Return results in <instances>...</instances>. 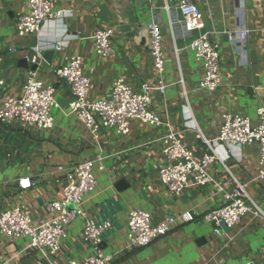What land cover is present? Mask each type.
Listing matches in <instances>:
<instances>
[{
  "label": "crops",
  "instance_id": "obj_1",
  "mask_svg": "<svg viewBox=\"0 0 264 264\" xmlns=\"http://www.w3.org/2000/svg\"><path fill=\"white\" fill-rule=\"evenodd\" d=\"M60 20L46 23L40 32L21 37L15 24L28 13V0H0V106L5 95L20 96L30 72L55 88L59 103L52 110L55 125L42 130L18 120L0 123V211L20 204L36 225L52 217L49 204L63 197L66 174L77 164L102 157L95 166L97 185L84 200L88 216L110 221L101 248L115 254L110 264H264V220L247 214L234 228L220 234L203 215L221 206L235 180L249 183L248 194L264 211V180L255 181L259 148L255 144L224 146L225 160H216L208 171L212 181L191 185L181 195L171 194L158 179L164 164L161 138L177 133L197 158L207 151L205 140L216 138L225 112L249 117L256 123L264 106V0H192L201 10L206 30L220 44L222 83L214 93L199 87L204 66L189 47L191 36L176 8L180 0H50ZM169 6V9L167 8ZM161 26L165 60V94L154 90L158 74L148 47L147 25ZM98 28H113L109 58L98 55L93 35ZM249 30L240 46L229 32ZM61 40L63 46L53 44ZM44 46L42 56L33 47ZM53 51V55L46 54ZM71 56H81L83 71L91 80L90 99L110 97L114 81L123 77L133 88L151 86L150 109L169 127L130 121V132L103 129L95 140L71 113L69 86L56 69ZM193 121H188L185 106ZM196 128H193V125ZM24 176L33 186L19 188ZM136 207L152 214L154 223L184 211L193 221L177 223L167 234L142 248L128 247L129 212ZM84 221L78 218L66 228L61 252L52 259L28 247V238L9 239L0 234V264H71L94 253L83 237Z\"/></svg>",
  "mask_w": 264,
  "mask_h": 264
},
{
  "label": "built area",
  "instance_id": "obj_2",
  "mask_svg": "<svg viewBox=\"0 0 264 264\" xmlns=\"http://www.w3.org/2000/svg\"><path fill=\"white\" fill-rule=\"evenodd\" d=\"M28 13L19 16L15 24L17 35L26 37L40 32L48 22L60 20L62 12L54 11L50 0H28ZM169 9V6L167 5ZM176 8L181 15V21L191 36L189 47L195 58L204 66V77L199 87L209 93H214L222 83L220 64V44L213 41L210 32L206 30L201 10L192 0H180ZM113 28H98L93 39L97 53L102 58L114 54L111 46ZM148 47L153 66L158 74L155 91L165 94L168 84L165 81V60L163 53V37L161 26L157 21L147 25ZM233 41L243 46L249 36V30L229 32ZM63 42L56 41L53 47L61 49ZM36 56H42L44 46L33 47ZM81 56H71L67 62L56 69V75L69 86L72 99L69 103L71 113L87 128L95 140L100 138L103 129H114L122 135L130 132V121L139 119L155 127L168 122L160 118L150 109L152 104L151 86L144 83L139 89L133 88L123 77L117 78L109 98L102 100L90 99L91 80L83 71ZM0 76V86L3 84ZM60 105L52 84L36 79L35 72H30L22 87L20 96L5 95L0 106V123L18 120L21 123L42 130L52 129L55 125L52 110ZM188 121H193L189 106ZM257 122L249 117L225 112L215 139L205 140L207 151L197 158L183 143L177 133L169 130L161 138L164 164L159 169L158 179L167 190L175 195L191 185H205L212 181L208 168L216 160H225L229 153L220 151L224 146H241L255 144L259 148V169L255 181L264 180V106L257 109ZM196 128L194 124L192 126ZM102 157L85 160L75 165L66 174L63 197L50 202L48 208L52 217L36 225L27 212L26 205L0 211V234L9 239L28 238V247L41 252L46 259H52L62 250V240L66 237V228L78 218L84 221L83 237L92 244L94 253L84 260H75L71 264H110L115 254L106 253L101 248L103 235L111 228L110 221L96 222L84 209L85 197L92 193L97 185L95 166L99 169L104 165ZM33 178L24 176L18 185L22 190L33 186ZM235 187L227 193L221 206L207 211L202 219L214 226L217 234L223 226L234 228L240 224L247 214L264 220V211L257 201L247 191L249 183L235 180ZM195 219L192 211H184L167 219L154 223L152 214L140 207L133 208L128 214L127 237L128 247L142 248L151 244L156 238L167 234L179 222L187 223ZM248 264H259L250 261Z\"/></svg>",
  "mask_w": 264,
  "mask_h": 264
},
{
  "label": "water",
  "instance_id": "obj_3",
  "mask_svg": "<svg viewBox=\"0 0 264 264\" xmlns=\"http://www.w3.org/2000/svg\"><path fill=\"white\" fill-rule=\"evenodd\" d=\"M46 54L53 55V51H48Z\"/></svg>",
  "mask_w": 264,
  "mask_h": 264
}]
</instances>
